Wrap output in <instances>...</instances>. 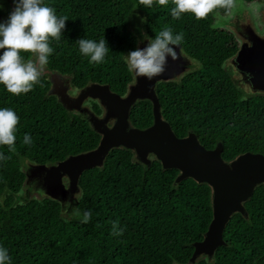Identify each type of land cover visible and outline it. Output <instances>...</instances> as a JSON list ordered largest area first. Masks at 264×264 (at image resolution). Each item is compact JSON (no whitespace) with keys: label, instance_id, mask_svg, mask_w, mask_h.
<instances>
[{"label":"trees","instance_id":"trees-1","mask_svg":"<svg viewBox=\"0 0 264 264\" xmlns=\"http://www.w3.org/2000/svg\"><path fill=\"white\" fill-rule=\"evenodd\" d=\"M43 3L68 20L59 42L50 39L54 52L41 84L19 96L0 84V108L20 118L16 151L0 146V153L11 157L0 161V246L7 248L11 264H187L193 242L202 238L211 218L205 183L184 178L174 184L176 169H164L154 158L141 163L129 149L113 147L100 167L82 171L80 199L61 210L58 202L24 184V161L54 164L95 147L99 138L83 112L67 110L48 94L50 72L65 76L76 89L98 82L122 95L131 81L126 56L136 38L154 39L165 27L183 33L180 46L192 60L180 78L155 83L162 117L175 135L190 130L207 149L219 142L225 161L246 151L264 157V93H245L231 79L225 61L238 42L230 30L214 25V16H225L224 10L197 20L190 13L173 19L171 0L151 8L139 0ZM82 38L106 40L103 63L90 64L80 53ZM90 108L100 112L95 101L90 100ZM127 121L138 128L149 125L151 103L136 100ZM25 134L31 145L23 143ZM243 206L247 217L232 213L222 230L225 244L216 247L210 261L200 257L193 264H264V184L253 188ZM85 211L91 212L87 223L82 222ZM114 223L121 235H113Z\"/></svg>","mask_w":264,"mask_h":264},{"label":"water","instance_id":"water-1","mask_svg":"<svg viewBox=\"0 0 264 264\" xmlns=\"http://www.w3.org/2000/svg\"><path fill=\"white\" fill-rule=\"evenodd\" d=\"M261 19L264 26V13ZM231 32L240 40L236 51L225 61L239 73L237 79L231 76L232 81L240 87L244 83L250 92H264V27L259 33L245 21L232 27ZM148 43L149 38L137 37L135 49L144 48ZM173 47L179 58L172 60L169 56L163 74L149 80L130 72L131 81L122 95L111 91L107 84L90 82L78 88L76 95L70 96L66 93L69 81L50 72L47 77L50 82L48 94L56 96L67 110L85 113L90 128L99 138L95 147L67 155L54 164H35L25 160L24 181L31 190L58 202L63 210L64 201L76 203L73 194H79L77 181L82 171L100 167L111 148H127L135 160L144 164H149L151 155L162 168L177 170L174 184L191 178L209 187L211 218L202 238L193 242L188 263L201 255H206L210 261L216 247L225 244L222 230L229 216L239 213L247 217L243 202L250 197L256 185L264 184V157L246 151L225 161L220 154L219 142L207 149L190 130L184 136L175 135L162 117L154 90L156 82L174 81L190 70L191 58L181 46ZM86 98L96 100L101 110L99 114L82 104ZM142 99L151 103L152 121L146 127L138 128L128 123L127 113L136 100ZM62 178L66 179V184Z\"/></svg>","mask_w":264,"mask_h":264},{"label":"clouds","instance_id":"clouds-1","mask_svg":"<svg viewBox=\"0 0 264 264\" xmlns=\"http://www.w3.org/2000/svg\"><path fill=\"white\" fill-rule=\"evenodd\" d=\"M173 19H179L182 14L190 13L197 20L206 19L218 9H223L225 15H231L236 8V0H171ZM169 0H139V4L151 8L154 4L167 6ZM15 7L6 22L0 23V84L16 96L28 93L46 72L49 56L54 52L50 39L59 42L66 27L67 16H57L53 7L47 6L43 0H14ZM184 39L183 33L173 34L170 27L156 33L144 48L130 51L126 56L129 72L137 77L151 80L166 71L168 57L178 59L173 46H180ZM80 53L89 58V63L98 65L104 62L109 47L105 39L99 42L91 39H79ZM31 54L25 59L21 54ZM20 118L10 108H0V146H7L9 152H15L16 132ZM23 143L32 144L30 135L25 134ZM10 156L0 153V161H7ZM74 199L79 200V194L74 193ZM71 201H64L65 208ZM91 219V212L85 211L83 223ZM123 230H116L113 224V235H121ZM0 264H11L7 248L0 246Z\"/></svg>","mask_w":264,"mask_h":264},{"label":"rangeland","instance_id":"rangeland-1","mask_svg":"<svg viewBox=\"0 0 264 264\" xmlns=\"http://www.w3.org/2000/svg\"><path fill=\"white\" fill-rule=\"evenodd\" d=\"M14 7H15L14 0H0V23L6 22L8 20L9 15L13 11ZM263 13H264V2L246 3V2H243L241 0H236V8L233 10L232 14L231 15H225V16L216 14L214 16V25L218 26V27H225L226 29L232 31V27H235V26L239 25L240 23H244L245 21H248L251 25L254 26L256 31L261 33L263 31V27H264L262 19H261V16L263 15ZM236 40L239 44L240 43L239 38L236 37ZM190 65H189V68H190ZM225 65H227L229 67L230 72H231V76H233L234 79L239 78V73L234 70L233 66H231L230 64H226V62H225ZM187 68H188V66H187ZM59 77H61V79H63V80L66 79L65 76H63V75H59ZM66 80H68V79H66ZM241 89L245 93H251V94L252 93H264V92H256V91L250 92V91H248V87L244 83H243V86H241ZM77 90L78 89H76V88L72 87L70 84H68L66 93L70 96H73V95H76ZM90 100H92V99L86 98V99H84L82 104L85 106H88L90 108ZM92 101L96 102V100H92ZM149 158H153V157L151 155H149ZM24 168H25V164H24ZM62 181L64 182V184H66L65 178H62ZM24 184L26 185L25 181H24ZM26 186H28V185H26ZM30 191H33V190L30 189ZM33 192L41 195L36 190H34ZM41 196H43V195H41ZM200 257H206V259H207L206 255H201V256L195 257L194 260L197 258H200ZM194 260L190 263H187V264H193Z\"/></svg>","mask_w":264,"mask_h":264}]
</instances>
